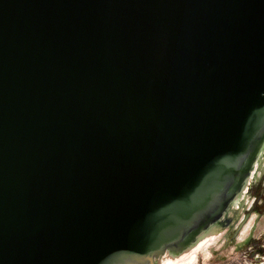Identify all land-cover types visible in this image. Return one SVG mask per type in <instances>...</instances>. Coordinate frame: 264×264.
Segmentation results:
<instances>
[{
  "label": "water",
  "instance_id": "obj_1",
  "mask_svg": "<svg viewBox=\"0 0 264 264\" xmlns=\"http://www.w3.org/2000/svg\"><path fill=\"white\" fill-rule=\"evenodd\" d=\"M263 143L264 0H0V264H155Z\"/></svg>",
  "mask_w": 264,
  "mask_h": 264
},
{
  "label": "flooded vegetation",
  "instance_id": "obj_2",
  "mask_svg": "<svg viewBox=\"0 0 264 264\" xmlns=\"http://www.w3.org/2000/svg\"><path fill=\"white\" fill-rule=\"evenodd\" d=\"M262 154L255 171L249 170L222 206L213 225L214 232L223 236V248L234 246L233 253L243 254L239 264H264V149ZM251 217L247 234L238 239L239 232Z\"/></svg>",
  "mask_w": 264,
  "mask_h": 264
},
{
  "label": "bare ground",
  "instance_id": "obj_3",
  "mask_svg": "<svg viewBox=\"0 0 264 264\" xmlns=\"http://www.w3.org/2000/svg\"><path fill=\"white\" fill-rule=\"evenodd\" d=\"M263 146L262 144L259 148L261 152L264 149ZM261 152H257L256 156H258V159L255 158L250 167L252 173L258 166L257 160L261 159L263 156ZM251 222L252 217L250 219L248 218V221L245 222L239 232L238 239L247 234ZM222 242V234L218 235L214 231L201 229L183 240L172 243L168 249L156 253L155 258L159 261V264H196L199 260V254L201 253L203 259L208 262L213 256L217 255V253H224L226 255L233 252L234 246L223 248Z\"/></svg>",
  "mask_w": 264,
  "mask_h": 264
},
{
  "label": "rangeland",
  "instance_id": "obj_4",
  "mask_svg": "<svg viewBox=\"0 0 264 264\" xmlns=\"http://www.w3.org/2000/svg\"><path fill=\"white\" fill-rule=\"evenodd\" d=\"M263 145H264V143H263ZM260 152H261V150H260ZM261 154H262V152H261ZM258 229H259V227L257 228V230ZM208 231H214L213 226L211 228H209ZM216 233L219 235L218 232H216ZM232 253L226 254L227 256L224 253H217V255L213 256L208 262L203 259L202 254L200 253L199 254V260L196 264H239L238 262H242V260H243V254L242 253H240V252H236L233 254ZM155 264H159V261L156 260Z\"/></svg>",
  "mask_w": 264,
  "mask_h": 264
}]
</instances>
